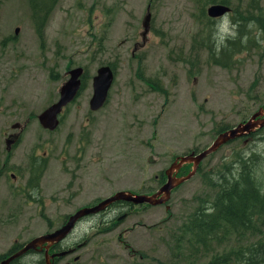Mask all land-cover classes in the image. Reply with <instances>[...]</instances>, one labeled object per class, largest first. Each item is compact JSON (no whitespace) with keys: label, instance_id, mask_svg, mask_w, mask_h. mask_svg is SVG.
Instances as JSON below:
<instances>
[{"label":"rangeland","instance_id":"1","mask_svg":"<svg viewBox=\"0 0 264 264\" xmlns=\"http://www.w3.org/2000/svg\"><path fill=\"white\" fill-rule=\"evenodd\" d=\"M211 4L229 10L211 17ZM148 10L150 29L144 37ZM238 12L254 18L242 22L241 35L233 20ZM260 12L264 0H58L40 37L27 0H0V154L6 153L4 136H19L13 161L19 166L35 149L45 164L41 185L54 196L47 209L51 223L30 210L0 224V249L14 239L24 242L52 232L78 209L118 191L155 193L177 156L205 149L219 133L264 108ZM224 15L231 33L221 30ZM135 42L139 48L133 51ZM223 52L233 57L227 67L213 61ZM103 65L116 72L106 103L91 111L92 80ZM76 67L85 68L83 88L65 106L59 125L43 128L37 115L58 101L60 86ZM243 137L202 159L201 171L175 187L166 204L131 202L124 218L111 207L79 220L56 245L75 247V253L55 264H136L144 260L142 253L153 262L167 260L169 238L210 190L202 173L229 163L241 147L248 150L252 138L245 142ZM192 167L183 165L176 176ZM73 255L77 262L71 261Z\"/></svg>","mask_w":264,"mask_h":264},{"label":"trees","instance_id":"2","mask_svg":"<svg viewBox=\"0 0 264 264\" xmlns=\"http://www.w3.org/2000/svg\"><path fill=\"white\" fill-rule=\"evenodd\" d=\"M57 1L27 0L40 37ZM251 16L239 12L233 15V20L238 21V35L244 31L242 22L254 21ZM258 24L261 26V21ZM205 26L210 27V23ZM235 49L236 46L229 52ZM226 54L214 58V63L229 66L233 57ZM252 136L248 150L241 147L232 161L202 173L203 183L210 190L169 238L167 260L158 258L153 262L141 252L144 260L136 264H264V127ZM198 170L201 171V164Z\"/></svg>","mask_w":264,"mask_h":264},{"label":"water","instance_id":"3","mask_svg":"<svg viewBox=\"0 0 264 264\" xmlns=\"http://www.w3.org/2000/svg\"><path fill=\"white\" fill-rule=\"evenodd\" d=\"M229 8L222 4H211L207 8V15L211 17L223 15ZM151 13L148 10L142 21L143 33L145 34L150 28ZM18 32V28L15 29V33ZM83 73L82 67H76L69 70V78L60 86L59 99L57 102L49 105L43 111L37 115V119L43 128L54 130L59 124V115L62 112L64 106L74 100L80 90V76ZM114 79V73L112 69L103 65L97 69L96 75L92 80L93 94L89 101L90 109L96 111L100 109L106 102L108 97V91ZM264 126V108L259 109L255 112L248 120L237 124L232 128L226 129L225 131L218 134L213 143H211L205 149L195 153L191 152L186 155L176 157L175 160L165 169L164 173L167 179L162 186L151 195L146 194H134L130 191L121 190L113 195L99 201L92 206H84L78 209L74 214L69 216L68 220L58 229L48 232L37 237H34L27 242L16 255L25 253L29 249H34L38 246L45 244L47 249L62 240H64L74 229L77 221L91 214H97L105 210L110 204L116 201H127L133 204H149V205H161L165 204L171 197V191L189 180L197 171V167L202 159L207 155L215 152L221 145L229 142L230 140L246 135L253 132L254 130ZM149 161L152 159L149 157ZM192 163L193 167L186 175L176 176L174 173L177 172L180 167L184 164ZM125 214L121 215L120 218H124ZM75 249H68L61 252L51 254V258L54 256L60 257L72 253ZM77 258V257H76ZM7 261H4L6 263ZM46 264H52L50 259L46 258Z\"/></svg>","mask_w":264,"mask_h":264},{"label":"flooded vegetation","instance_id":"4","mask_svg":"<svg viewBox=\"0 0 264 264\" xmlns=\"http://www.w3.org/2000/svg\"><path fill=\"white\" fill-rule=\"evenodd\" d=\"M138 48H139V43L138 42L133 43V51L134 50L136 51ZM109 67L112 69L113 73L116 72V69L114 67L110 65ZM84 74H85V68L83 67V73L80 76V81H81L80 90L83 88L84 85ZM74 100H72L71 102H73ZM71 102H69L68 104H70ZM64 108L65 106L63 107L62 112L59 115L58 118L59 122H60V117L63 114ZM260 128L254 130L251 133L243 135V136H247L245 138V142L246 140H250L253 137L252 134H254ZM4 144L6 147V153L4 155L0 154V209L4 210V211L0 210V224L9 223V220H13V218L17 217L16 216L17 213L21 217H24V214L30 213V210L34 211L35 214L34 216H38L42 218V220H45L47 223H51L53 216L47 212V209L49 207V203L53 202L54 196L52 190L45 191L44 186L41 185V179L43 178L42 176L45 171V164L39 162L38 159L39 155L35 153V149H34L31 151V156L25 162L20 163V165L17 166L18 164L15 161H13L12 153L20 145L19 136L8 133L6 136H4ZM200 164L201 162L199 163L197 170ZM179 170L174 174L177 175ZM155 176L157 179H159L158 177L159 175H155ZM165 180L161 182L159 187L165 182ZM125 191H127V189ZM5 207L7 208V210H5ZM111 207H115L113 210L114 213L118 214L124 212L122 214H125L126 217V215L129 213V211H127L126 209L128 207H133V206L131 202L120 200L113 202L105 210ZM105 210L97 213V215L102 214ZM34 216L29 214L28 218L32 219L34 218ZM87 216L89 215H86L82 218L84 219ZM82 218H80L79 220H81ZM15 220L17 219L15 218ZM48 232H50V230L45 231L43 234ZM34 237L36 236L29 237L24 242H19L18 239H14L13 244L8 246L7 248L0 249V264H46L45 262L47 257L50 259L52 264H55L56 261H59V259L63 257V256L60 257L54 256L53 258L50 257L51 254L53 253L65 251L56 248V245L58 243L50 246L47 249V251L45 248V244H43L42 246H38L34 249H29L25 253L16 255L17 252L20 251L21 248ZM73 248L75 249V247ZM68 249H72V248L68 247ZM73 253H75V250L72 253L67 254V256H69L70 254L72 255ZM74 256L75 255L72 256L71 261L77 262L79 258L78 257L74 258ZM64 257H66V255ZM4 261L7 262L4 263ZM65 264H70V263L67 262Z\"/></svg>","mask_w":264,"mask_h":264},{"label":"clouds","instance_id":"5","mask_svg":"<svg viewBox=\"0 0 264 264\" xmlns=\"http://www.w3.org/2000/svg\"><path fill=\"white\" fill-rule=\"evenodd\" d=\"M221 20L223 21V23H222V29H221V30H222L224 33H231L230 19H229L228 15H224V16L221 18ZM112 217H113V216H109L108 219H107V221L110 220ZM107 221H106V222H107Z\"/></svg>","mask_w":264,"mask_h":264}]
</instances>
